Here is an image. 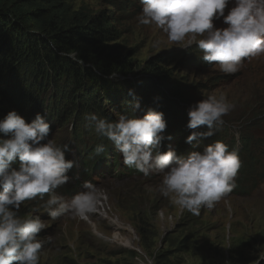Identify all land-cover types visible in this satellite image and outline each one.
<instances>
[{
  "label": "rangeland",
  "instance_id": "374dc122",
  "mask_svg": "<svg viewBox=\"0 0 264 264\" xmlns=\"http://www.w3.org/2000/svg\"><path fill=\"white\" fill-rule=\"evenodd\" d=\"M62 2L69 8V13L78 11L86 15L90 22H94L90 24L92 27L111 30L115 40L89 46L82 43L76 52L85 55L88 64H94L97 59L91 53L96 48H113L123 55L125 72H116V77L108 78L116 92L125 96L136 94L140 105V111L136 109L137 117L152 108L149 101H144L143 95L144 88L149 85L151 66L161 69L160 77L154 80L158 86L164 82L170 84L168 87H179L177 92L167 91V94H171L170 97L186 113L182 118L176 111H169L173 115L171 120L178 127L174 131L175 139L180 135L183 141L179 143L177 138L180 148H175L174 141L168 140L165 149H174L179 156L187 158L191 152L198 151L200 143L207 147L221 140L237 150L242 166L231 193L214 207H202L199 215H192L159 193L162 175L144 176L135 168H121L118 164L103 174L93 171L85 179L81 175L82 162H90L91 156L81 155L87 147L92 148V152L97 145H105L107 155H113L116 163L119 160L123 163L122 154L106 137L95 132L85 114L73 109L63 122L56 121L62 113L54 118L51 114L50 120L46 119L51 126L47 139H53L58 145L68 143L71 150L65 153V158L74 161L70 181L58 187L56 192L70 199L83 190L85 181H90L102 196L96 212L87 221L72 216L51 220L43 208L48 194L44 200L25 201L19 214L25 217L39 215L48 225L38 234V238L45 241L39 264H148L149 260L152 264H264V55L245 60L239 72L227 75L219 70L218 65L204 61L203 52L195 42L188 46H184L187 40L176 44L154 24H140L138 17L142 5L139 0ZM30 4L32 7H48L43 0H33ZM18 5L13 8L19 11L22 7L17 8ZM231 7L229 4L225 15ZM214 26L227 27L222 18L214 21ZM156 41H160L158 46H154ZM147 92L150 93L151 89ZM221 94L235 107L223 117L224 125L220 131L211 137H198L192 143H186L193 131L187 127L190 105L210 95L219 97ZM45 96L48 98V94ZM134 104L121 103L124 108L131 107L132 110ZM12 110L18 112L13 104L0 100V120ZM110 113L117 119L119 112L116 109H110ZM163 115L167 122L163 133L166 136L171 120L167 119L166 112ZM89 124L92 128L88 127ZM208 130L202 125L195 131ZM165 140L162 141V150ZM19 165L17 158L11 168L18 169ZM102 165L96 169H101ZM34 208H39V212L33 213ZM112 220L120 222L123 227H117ZM92 223H95V229ZM48 237H51L50 242ZM126 240L131 241L130 246L123 245Z\"/></svg>",
  "mask_w": 264,
  "mask_h": 264
},
{
  "label": "clouds",
  "instance_id": "9594fccd",
  "mask_svg": "<svg viewBox=\"0 0 264 264\" xmlns=\"http://www.w3.org/2000/svg\"><path fill=\"white\" fill-rule=\"evenodd\" d=\"M139 3L142 5L140 24H154L176 44L187 40L184 46H188L195 42L203 52L204 61L218 65L224 74H235L245 60L264 55V0H139ZM229 4L232 7L225 15ZM221 18L227 27L214 26V21ZM159 43L156 41L154 46ZM61 55L78 59L75 51ZM116 75L112 72L109 78ZM139 107L137 101L132 112L117 113L114 121L94 113L86 114L85 119L95 132L106 137L122 154L124 164L119 160L110 166L105 145H97L94 158L91 156L90 162H85L90 166L87 172L82 162L81 175L85 179L93 171L103 174L118 164L121 168H135L144 176L162 175L159 193L192 215H199L202 207H214L232 192L242 166L237 150L230 151L227 144L217 140L203 152L193 151L183 158L174 149L164 147L175 136V129L163 135L167 128L163 113L150 109L137 117L135 111ZM234 107L223 94L210 95L190 105L187 127L193 131L185 142L213 136L224 125L223 117ZM47 118L50 117L46 111L45 115L37 113L28 123L12 110L0 120V264L40 262L45 241L38 234L48 225L39 215L19 214L25 201L44 200L48 194L43 208L51 220L72 216L87 221L96 212L102 196L90 181H85L83 190L70 199L56 192L70 181L74 161L65 158V153L71 150L68 143L58 145L53 139H47L51 131ZM202 125L209 130L195 131ZM17 158L19 168H11ZM101 164L103 167L96 169ZM32 211L39 212V208Z\"/></svg>",
  "mask_w": 264,
  "mask_h": 264
},
{
  "label": "trees",
  "instance_id": "16d2710c",
  "mask_svg": "<svg viewBox=\"0 0 264 264\" xmlns=\"http://www.w3.org/2000/svg\"><path fill=\"white\" fill-rule=\"evenodd\" d=\"M32 1L0 0V100L13 104L28 123L37 113L42 115L45 111L50 118L51 114L54 118L62 113L56 120L61 122L73 109L85 115L94 113L110 121L116 120L110 109L119 113L132 112L131 107L124 108L121 103L133 105L138 101L136 94L125 96L116 92L108 78L112 72H125L123 55L113 48H96L91 52L97 57L94 64L86 63L82 54H78V59L61 55L62 52H76L77 46L82 43L97 45L115 40L111 30L92 27L90 24L94 22L78 11L69 13L63 0H43L48 7H32ZM17 3V8L22 7L19 11L13 8ZM78 60H82L84 65ZM149 72V85L143 90L144 101H149L151 109L166 112L168 120L173 118L170 110L185 118L183 107L177 105L171 94H167V91L172 94L177 92L179 87H168L170 84L164 82L157 85L154 80L162 73L160 67L153 65ZM150 89L154 93L147 92ZM175 121L181 125L178 120ZM89 126L92 128L91 124ZM175 128L177 130L178 127L171 120L168 131ZM175 136L172 138L174 147L180 148L176 140L178 138L180 143L183 138L179 135L175 139ZM205 147L204 143H200L198 151H203ZM91 149H85V156H95ZM229 150L235 149L229 147ZM107 158L110 166L116 164L113 155ZM85 165L87 172L90 166L87 167L88 163Z\"/></svg>",
  "mask_w": 264,
  "mask_h": 264
},
{
  "label": "bare ground",
  "instance_id": "6f19581e",
  "mask_svg": "<svg viewBox=\"0 0 264 264\" xmlns=\"http://www.w3.org/2000/svg\"><path fill=\"white\" fill-rule=\"evenodd\" d=\"M112 223L114 224V225H117V227H123V225H121V223L120 222H115V221H113L112 220ZM91 226L95 229V227H96V225H95V223H92L91 224ZM94 231V230H93ZM100 233V232H99ZM114 238H116V237H114ZM130 242L131 241H129V240H126V241H123L122 243H123V245H125V246H130Z\"/></svg>",
  "mask_w": 264,
  "mask_h": 264
}]
</instances>
